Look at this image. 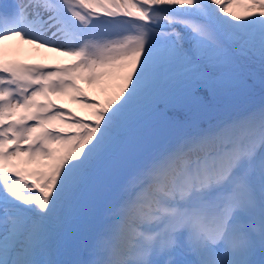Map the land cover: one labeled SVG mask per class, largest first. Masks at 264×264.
Wrapping results in <instances>:
<instances>
[{
  "label": "snow or ice",
  "instance_id": "1",
  "mask_svg": "<svg viewBox=\"0 0 264 264\" xmlns=\"http://www.w3.org/2000/svg\"><path fill=\"white\" fill-rule=\"evenodd\" d=\"M254 66L264 0H0V264H264Z\"/></svg>",
  "mask_w": 264,
  "mask_h": 264
},
{
  "label": "rangeland",
  "instance_id": "2",
  "mask_svg": "<svg viewBox=\"0 0 264 264\" xmlns=\"http://www.w3.org/2000/svg\"><path fill=\"white\" fill-rule=\"evenodd\" d=\"M16 48L18 49V52H17V54L13 55V56H15L13 58V60H15L17 62H20V63L27 64L28 61L23 60V58H22V52H23L22 47L20 45H16ZM30 63H32V62H29L28 64H30ZM256 78L261 80L264 77L256 76L255 80H256ZM249 83L252 84L253 86L246 93V95L243 97V99H242L243 102H241L238 105H237V101L230 100L229 98L223 97V96L222 97H218L216 99H210L211 101L209 100L210 101V105L209 106L212 109V113L215 110L214 105L217 106V107H219L221 105H232V106H234V107H231V108L225 110L226 113H222L220 115L235 114L236 112H243V111H246V110L259 108L262 105H264V103H262V104H256L255 103L257 99L261 98V93H262V91H264V90L261 89L260 82L249 81ZM79 86L83 90V92L85 93L86 97L89 98V99H92L94 101H101V103L103 104L109 98L107 93L101 91L100 89H98V88H96L94 86H89V85L84 84V83H80ZM52 99L55 101V103L57 105L62 106L64 110H69L70 109L73 113L79 115L80 118H87L89 112L91 111L89 109L84 108L80 104L73 103L69 97H61V98L53 97ZM169 111H172V110H169ZM169 111H168L167 115L169 117H171V118L177 119L175 116H171L169 114Z\"/></svg>",
  "mask_w": 264,
  "mask_h": 264
},
{
  "label": "bare ground",
  "instance_id": "3",
  "mask_svg": "<svg viewBox=\"0 0 264 264\" xmlns=\"http://www.w3.org/2000/svg\"><path fill=\"white\" fill-rule=\"evenodd\" d=\"M16 45H20L22 47V58L23 60H26L28 62H32L34 64H39V63H68L70 62V60L68 58L65 57H56L55 54L50 53V52H45L42 49H32L30 48V46L28 45H23L20 44L18 41H6L5 42V46L8 48H13V49H17ZM15 56H10L8 57L9 59L14 58ZM48 59H45V58ZM27 62V63H28ZM257 82H260L258 80H256Z\"/></svg>",
  "mask_w": 264,
  "mask_h": 264
},
{
  "label": "trees",
  "instance_id": "4",
  "mask_svg": "<svg viewBox=\"0 0 264 264\" xmlns=\"http://www.w3.org/2000/svg\"><path fill=\"white\" fill-rule=\"evenodd\" d=\"M259 74H264V71H262L260 68H258V71H257Z\"/></svg>",
  "mask_w": 264,
  "mask_h": 264
}]
</instances>
